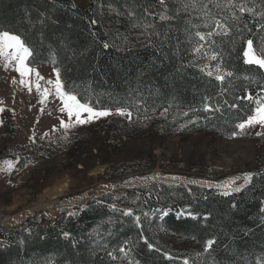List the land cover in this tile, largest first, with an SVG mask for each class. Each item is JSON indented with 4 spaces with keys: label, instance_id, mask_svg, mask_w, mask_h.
Instances as JSON below:
<instances>
[{
    "label": "trees",
    "instance_id": "obj_1",
    "mask_svg": "<svg viewBox=\"0 0 264 264\" xmlns=\"http://www.w3.org/2000/svg\"><path fill=\"white\" fill-rule=\"evenodd\" d=\"M220 2L0 0V31L20 35L34 50L29 67L59 68L66 87L82 102L97 110L131 112L129 121L102 119L87 129L89 136L83 140L91 142L87 152L99 159L92 151L103 136L108 138L131 120L154 117L165 109L187 113L193 128L189 133L207 131L231 138L239 132L236 124L252 114L256 100L264 94V69L245 65L242 54L247 39L254 40L255 48L264 47V31H256L264 19L249 13L240 16L235 10L240 19L232 21L229 10L215 7ZM245 2L255 12H264V0ZM205 3L213 13L207 20L202 11ZM145 10L152 14L146 15ZM161 13L170 19L161 20ZM215 19L231 24L226 35L206 36L208 51L218 56L213 65H220L222 73H234L223 82L201 72L194 62L196 32L215 29ZM91 20L98 23L92 25ZM105 41L111 45L107 50ZM249 94L253 99H239ZM205 103L221 110L205 112ZM1 118L0 161L13 154L9 145L18 133L8 111ZM251 137L264 144V135L251 133ZM87 152L83 148L75 157L68 153L71 167L85 168L81 157ZM21 155L33 158L34 151ZM115 156H102L108 168L99 176L101 180L125 176L116 171ZM247 173L253 174L249 185L228 196L195 185L154 183L116 189L58 214L53 223L30 218L19 227L0 230V264H184L185 259L189 264H264V155ZM182 211L188 215L179 216ZM209 240L215 243L199 257L176 251L182 241L204 249ZM121 247L127 248L126 256Z\"/></svg>",
    "mask_w": 264,
    "mask_h": 264
},
{
    "label": "rangeland",
    "instance_id": "obj_2",
    "mask_svg": "<svg viewBox=\"0 0 264 264\" xmlns=\"http://www.w3.org/2000/svg\"><path fill=\"white\" fill-rule=\"evenodd\" d=\"M196 48L200 50L194 52L195 64L206 73L212 72L215 77L217 65H213V55L208 51L206 39H199ZM30 68L32 71L23 77L24 83H21L22 78L15 71V61L6 68L0 60V146L4 134L3 111L9 112L13 126L18 130L9 145L13 154L0 161V215L7 220L3 224L4 229L19 227L33 217L38 221L44 218L54 222L62 212H71L116 189H126L122 184L135 178L159 176L161 181L173 179L176 180L172 182L175 185H201L228 196L249 185L251 180L244 183L245 174L264 155V144H258L251 137V133L264 135L262 125L239 130L231 138H221L207 131L189 133L193 129L192 121L186 118L185 113L175 114L167 110L140 121L131 120L123 129L111 131L108 138L106 134L92 151L99 154V159L91 158L87 152L91 149V142L83 141L89 136L87 129L102 119L122 117L129 121V117L116 114L114 109L109 116L66 130L61 127V120L67 122V114L60 111L62 104L55 96L54 84L47 83L56 79L53 69L45 65ZM261 99H264V94L257 100ZM83 148L87 153L81 158L86 160V167L78 165L74 169L68 153L72 157ZM28 149L34 151L33 158L21 155ZM109 155H116L113 159L115 169L125 174L124 177L113 181L99 178L108 168L102 163V156ZM188 175L200 176L201 179L186 178ZM62 185L65 188L51 200L52 203L50 201V209L37 210L22 222L8 220L37 206L40 197L48 196ZM236 188L240 190L234 191ZM82 191V194L75 195ZM77 199L81 201L68 204ZM178 215L188 214L182 211ZM180 244L176 251L186 250L197 257L205 252L188 241Z\"/></svg>",
    "mask_w": 264,
    "mask_h": 264
},
{
    "label": "snow or ice",
    "instance_id": "obj_3",
    "mask_svg": "<svg viewBox=\"0 0 264 264\" xmlns=\"http://www.w3.org/2000/svg\"><path fill=\"white\" fill-rule=\"evenodd\" d=\"M212 0H208V3H211ZM160 5H165L166 0H159ZM194 6V5H193ZM215 7H218L222 10H229L231 15L230 19L232 21H238L240 19V16H243L244 13H249L253 17L259 16L261 19H264V12L258 13L255 12L253 8L248 7L245 0H240V2H237V0H221L220 3L215 4ZM167 10V9H165ZM238 10L240 13V16L236 15V11ZM202 11L204 12L205 19L209 18L213 15L211 11L208 9V4L205 3L202 5ZM146 15H151L152 13H149L147 10H145ZM131 15V13H130ZM160 19H170V17L164 15L163 13L160 14ZM90 23L92 25H96L98 22L96 20H91ZM214 23L216 25V28L212 31L208 32L207 34L203 32H196V36L199 37L201 41L206 39L207 37H211L214 34H221L226 35L228 34L231 24L228 23L227 19H215ZM207 26V25H206ZM146 27H150V25H146ZM247 27V25H245ZM256 31H264V25L257 24L256 25ZM159 35V34H157ZM246 46L242 50L243 54V63L245 65H254L257 66L258 69H264V47L255 48L254 47V40L253 39H247L246 40ZM111 45L105 41L103 43L104 50H107ZM161 47H163V43L161 44ZM200 49L196 48L193 51L198 52ZM34 55V50L26 44V42L21 38L20 35L7 31L2 30L0 31V60H2L5 63V67L12 62L15 61V71H17L20 75L21 83H24L23 77H25L26 74H30L32 71L31 68L28 66L30 62V58ZM75 55V54H74ZM218 56L214 54L212 56L213 60H216ZM201 72L204 71V69H199ZM56 79L53 82L52 80L47 81L49 85L54 84V91L55 96L59 99V101L62 104V107L60 108V111L62 113H66L68 117V121L65 122L63 119L61 120V127L64 129H69L70 127H76L78 125H84L88 123H92L94 120H97L101 117H106L112 114L111 109H104V110H97L93 107V105L89 102H82L80 98H78V94L75 93L74 90H70L66 87L62 76H61V70L59 68L53 69ZM207 75L209 77L213 76L212 72H207ZM234 75L233 72L226 71L223 73H220V65H217V74L215 75V80L219 82H223L226 77H232ZM245 79H249L248 77H245ZM39 88V84L37 85ZM264 91V90H262ZM208 98L205 97V100ZM239 99H253V97L249 94L247 97H239ZM230 107H238V105H230ZM221 109L219 107H212L210 103H205L204 105V111L205 112H216L220 111ZM167 111V109H165ZM116 114L119 115H127L129 119H131V112L127 111L124 108H117ZM187 113H185L186 115ZM74 120V123H73ZM262 125L264 126V99L257 100L256 106L252 108V114L247 116V119L241 121L240 123L236 124V128L239 130H244L247 127H252L255 125ZM238 133L233 132V136L237 135ZM253 174L247 173L245 174V180L244 183L247 184L251 180ZM239 188L234 189V191H239ZM228 194L227 192L225 193ZM130 214V212L125 213ZM65 235H69L68 233H65ZM215 243L214 240H209L206 242V246L204 248L205 252L210 251L211 246ZM150 249L153 248L151 244L148 245ZM120 252H125V249L123 247L120 248ZM109 255H112L109 253ZM170 258V257H169ZM184 264H189V261L187 259L184 260Z\"/></svg>",
    "mask_w": 264,
    "mask_h": 264
},
{
    "label": "bare ground",
    "instance_id": "obj_4",
    "mask_svg": "<svg viewBox=\"0 0 264 264\" xmlns=\"http://www.w3.org/2000/svg\"><path fill=\"white\" fill-rule=\"evenodd\" d=\"M154 181H158V182H161V183H164V184H174L172 182H176V180H173V179H163L161 181L159 179V177H149V178H140V179L139 178H135V179L128 180L125 183L124 186L132 188V187H137V186H141V185H144V184H149V183H152ZM167 182H171V183H167ZM64 188H65V185L56 187L55 188L56 190H53V192L48 194V196L40 197V201L37 204V206H33V207L29 208V209H26L25 211L21 212L20 214H17L15 216L11 217V218H8V220L12 221L13 223L22 222L29 215H31L33 212H35L37 210L44 209V208L50 209V204L52 203L51 200H54L55 198H57V195H60L62 193V190H64ZM47 197H50V198H48L49 200H45V199H47ZM50 201H51V203H50ZM79 201H81V200H78V199L77 200H73V201L68 202V204H70V205L71 204H75V203H78ZM63 204H66V203H62V205Z\"/></svg>",
    "mask_w": 264,
    "mask_h": 264
},
{
    "label": "water",
    "instance_id": "obj_5",
    "mask_svg": "<svg viewBox=\"0 0 264 264\" xmlns=\"http://www.w3.org/2000/svg\"><path fill=\"white\" fill-rule=\"evenodd\" d=\"M155 177H159V176H155ZM145 178V177H144ZM147 178V177H146ZM140 179V178H139ZM128 181V180H127ZM127 181H125L123 184H122V187L123 188H126V189H133V188H141V187H145V186H148V185H151V184H154V183H161V182H158V181H154V182H152V183H149V184H144V185H141V186H137V187H132V188H127L126 186H124L125 185V183L127 182ZM162 184H164V183H162ZM178 184H183V183H178ZM178 184H176V185H178ZM169 185H175V184H169ZM189 185H192V184H189ZM200 187H204V186H201V185H199ZM205 188V187H204Z\"/></svg>",
    "mask_w": 264,
    "mask_h": 264
},
{
    "label": "built area",
    "instance_id": "obj_6",
    "mask_svg": "<svg viewBox=\"0 0 264 264\" xmlns=\"http://www.w3.org/2000/svg\"><path fill=\"white\" fill-rule=\"evenodd\" d=\"M5 220H6L5 217L3 215H0V230L4 229L3 228V224H4V222H7V220L6 221ZM4 230H7V229H4ZM124 249H125V251H127V248L126 247ZM126 255L127 254H125V256Z\"/></svg>",
    "mask_w": 264,
    "mask_h": 264
}]
</instances>
